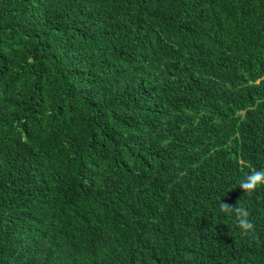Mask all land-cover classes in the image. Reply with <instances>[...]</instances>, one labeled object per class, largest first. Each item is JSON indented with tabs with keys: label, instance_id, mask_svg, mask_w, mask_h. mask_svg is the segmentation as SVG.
<instances>
[{
	"label": "trees",
	"instance_id": "1",
	"mask_svg": "<svg viewBox=\"0 0 264 264\" xmlns=\"http://www.w3.org/2000/svg\"><path fill=\"white\" fill-rule=\"evenodd\" d=\"M257 172L264 0H0V264H264Z\"/></svg>",
	"mask_w": 264,
	"mask_h": 264
},
{
	"label": "clouds",
	"instance_id": "2",
	"mask_svg": "<svg viewBox=\"0 0 264 264\" xmlns=\"http://www.w3.org/2000/svg\"><path fill=\"white\" fill-rule=\"evenodd\" d=\"M264 183V173H255L254 175L247 177L246 180H244L242 182L241 187L243 189H253L254 187H256V185ZM225 208H227L228 206L224 205ZM239 215L241 217L240 219V225L244 228V229H251L252 228V224L249 223L245 217H247L248 213L246 211H244L243 209L239 210Z\"/></svg>",
	"mask_w": 264,
	"mask_h": 264
}]
</instances>
